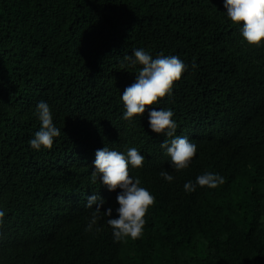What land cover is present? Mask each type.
<instances>
[{"label": "trees", "instance_id": "trees-1", "mask_svg": "<svg viewBox=\"0 0 264 264\" xmlns=\"http://www.w3.org/2000/svg\"><path fill=\"white\" fill-rule=\"evenodd\" d=\"M241 28L224 0H0V264H264V46H249ZM138 48L187 65L152 106L170 109L176 134L197 146L180 172L150 109L122 118L141 67L123 58ZM40 101L61 135L37 151ZM105 146L145 157L130 174L155 203L136 240L115 242L108 217L85 231L94 193L117 217L121 190L91 183L89 150ZM205 172L225 182L186 193Z\"/></svg>", "mask_w": 264, "mask_h": 264}, {"label": "clouds", "instance_id": "clouds-1", "mask_svg": "<svg viewBox=\"0 0 264 264\" xmlns=\"http://www.w3.org/2000/svg\"><path fill=\"white\" fill-rule=\"evenodd\" d=\"M224 8L228 19L234 25H242L241 35L249 46L256 48L264 46V0H224ZM123 59L133 67L136 65L141 67L135 75V82L127 86L121 95L124 109L122 118L131 123L135 117L144 115L146 110L150 109L148 111L150 129L167 137L160 147L165 150V155L170 157L171 168L176 172L187 169L196 156L197 146L187 136L176 134L178 125L172 118L174 113L170 109L157 110L152 107L172 94L175 83L182 78L187 65L175 55L166 56L161 53L153 58L143 48L135 49L132 55L124 56ZM35 114L41 126L29 144L37 151L42 148L50 150L54 139L61 135V130L54 125L52 111L46 102L40 101L37 104ZM109 146L112 148L113 144L109 143ZM89 152L90 156L95 158L91 183L95 184L99 180L109 192L117 189L121 191L116 196L119 205L115 209L116 218H111L113 216L111 207L101 212V207L106 201L99 193L87 197L85 206L93 209L95 205V208L85 231H92L98 220L108 217L106 223L112 229L115 242L140 238L146 224V214L154 205L155 197L147 188L141 186L139 177H132L130 169L142 168L145 157L135 147L128 148L126 154L110 150L107 146L97 150L93 148ZM160 176L169 183L174 180V176L167 171H161ZM224 182V178L218 173L205 172L196 177L195 183L186 182L184 191L194 192L197 186L214 189ZM5 215V211L0 210V228L4 225Z\"/></svg>", "mask_w": 264, "mask_h": 264}]
</instances>
